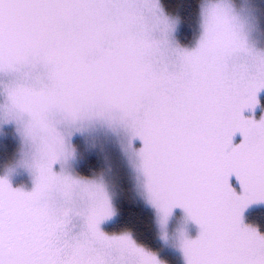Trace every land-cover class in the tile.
Returning a JSON list of instances; mask_svg holds the SVG:
<instances>
[{"label":"snow or ice","instance_id":"obj_1","mask_svg":"<svg viewBox=\"0 0 264 264\" xmlns=\"http://www.w3.org/2000/svg\"><path fill=\"white\" fill-rule=\"evenodd\" d=\"M183 7L0 0V264H264V0Z\"/></svg>","mask_w":264,"mask_h":264},{"label":"trees","instance_id":"obj_2","mask_svg":"<svg viewBox=\"0 0 264 264\" xmlns=\"http://www.w3.org/2000/svg\"><path fill=\"white\" fill-rule=\"evenodd\" d=\"M196 2L197 0H166V3H168L169 6L172 8H175L178 3H182L184 5V7L180 9L182 12L186 11L188 5L194 4ZM257 3H260V0H257ZM190 32L191 29L189 27H186L184 29L185 36L190 37ZM0 143H3V141H0ZM7 143L8 152L9 154H11V152L14 151L15 147L11 141H8ZM2 160L3 156L0 155V162H2ZM89 160L91 163H97V159L94 155L90 156ZM249 216L250 218L254 216V219L259 220L262 216H264V213L257 209L254 213H250ZM119 223H125L129 226H133L140 233H142L144 237L148 238L149 240H155V233L152 226L151 214L147 208H144L139 204L125 201L123 204L122 218Z\"/></svg>","mask_w":264,"mask_h":264},{"label":"rangeland","instance_id":"obj_3","mask_svg":"<svg viewBox=\"0 0 264 264\" xmlns=\"http://www.w3.org/2000/svg\"><path fill=\"white\" fill-rule=\"evenodd\" d=\"M14 151H15V149H14ZM109 227H111V225H109Z\"/></svg>","mask_w":264,"mask_h":264}]
</instances>
